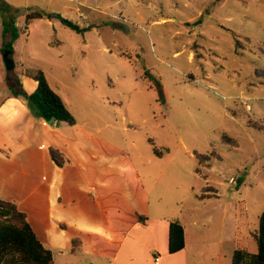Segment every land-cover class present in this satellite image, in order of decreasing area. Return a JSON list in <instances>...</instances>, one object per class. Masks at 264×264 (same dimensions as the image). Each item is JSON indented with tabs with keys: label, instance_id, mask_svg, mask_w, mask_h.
I'll return each mask as SVG.
<instances>
[{
	"label": "rangeland",
	"instance_id": "rangeland-1",
	"mask_svg": "<svg viewBox=\"0 0 264 264\" xmlns=\"http://www.w3.org/2000/svg\"><path fill=\"white\" fill-rule=\"evenodd\" d=\"M4 1L17 9L13 25L0 17V151L6 157L17 155L30 118L38 119L12 89L33 94L37 85L24 72L41 70L74 117L82 150L102 151L100 163L118 170L131 164L151 204L161 197L165 217L192 214L204 206L203 196L202 202H214L210 208L233 211L243 204L248 230H257L264 211V133L247 123L264 126V0ZM30 12L44 17L26 25ZM8 43L11 49L2 51ZM56 124L50 130L67 128ZM223 136L236 147L223 144ZM210 152L219 158L200 164L196 154ZM12 181L0 173V193L15 195ZM71 186L82 195L78 182Z\"/></svg>",
	"mask_w": 264,
	"mask_h": 264
},
{
	"label": "crops",
	"instance_id": "crops-1",
	"mask_svg": "<svg viewBox=\"0 0 264 264\" xmlns=\"http://www.w3.org/2000/svg\"><path fill=\"white\" fill-rule=\"evenodd\" d=\"M30 120L24 130L27 138L22 137L16 146L17 155L9 158L0 151V167L8 168L7 173L4 169L0 173L3 180L14 179L10 191H17L15 195L0 193V199L14 202L26 215L43 246L52 252L54 264H231L236 205L240 203L232 211L222 205L217 207L221 209L210 208L214 202L200 199L204 206H196L192 214L169 219L161 197L151 204L131 164L123 162L118 170L110 162L100 163L102 151L82 150L76 121L72 126L62 123L67 128L50 130L43 120ZM40 135L44 140L56 138V142H37ZM51 148L67 158L65 167L53 165ZM147 163L152 166L151 159ZM29 181L32 186L27 185ZM72 182L84 189L82 195L73 192ZM88 188L94 189L92 194ZM173 221L183 227L184 248L169 254L168 227Z\"/></svg>",
	"mask_w": 264,
	"mask_h": 264
},
{
	"label": "trees",
	"instance_id": "trees-1",
	"mask_svg": "<svg viewBox=\"0 0 264 264\" xmlns=\"http://www.w3.org/2000/svg\"><path fill=\"white\" fill-rule=\"evenodd\" d=\"M17 9L4 0H0V17L3 22L13 25ZM44 14L30 12L26 17V25L35 19H41ZM61 24L74 32H81L79 27L60 15H51ZM7 25L3 29V39L8 35ZM11 49V43L4 44L2 51ZM25 77L34 81L36 90L31 95H25L18 87L12 89L17 97H24L35 108L36 118L45 122L55 118L57 123H65L69 126L75 124V119L68 111L60 97L50 88L44 73L41 70H26ZM249 127L264 133V126L248 122ZM222 143L236 147V142L227 136L222 137ZM157 156L160 155L155 151ZM49 156L57 167H62L68 160L54 149H49ZM200 164H208L212 158H219L215 152L200 155L196 154ZM203 199V196L199 197ZM142 217L139 216V220ZM235 235L233 238L234 249L231 264H264V211L258 217V228L254 232L247 229V214L243 204L236 205L235 212ZM184 248L183 227L178 221L169 223L168 227V253L174 254ZM73 252L76 251V242H73ZM0 264H54L53 254L45 248L34 233L26 215L19 211L14 202L0 199Z\"/></svg>",
	"mask_w": 264,
	"mask_h": 264
},
{
	"label": "water",
	"instance_id": "water-1",
	"mask_svg": "<svg viewBox=\"0 0 264 264\" xmlns=\"http://www.w3.org/2000/svg\"><path fill=\"white\" fill-rule=\"evenodd\" d=\"M9 55H10L9 51H6L3 55L4 63H5L7 70H11L14 67ZM56 123L57 122H56L55 118H51L49 121H47V125L50 127H55Z\"/></svg>",
	"mask_w": 264,
	"mask_h": 264
},
{
	"label": "built area",
	"instance_id": "built-area-1",
	"mask_svg": "<svg viewBox=\"0 0 264 264\" xmlns=\"http://www.w3.org/2000/svg\"><path fill=\"white\" fill-rule=\"evenodd\" d=\"M228 183L230 185H235L237 183V179L236 178H230L229 181H228Z\"/></svg>",
	"mask_w": 264,
	"mask_h": 264
}]
</instances>
